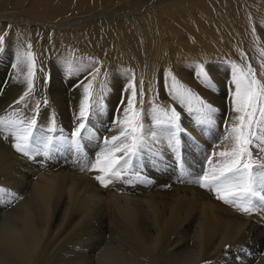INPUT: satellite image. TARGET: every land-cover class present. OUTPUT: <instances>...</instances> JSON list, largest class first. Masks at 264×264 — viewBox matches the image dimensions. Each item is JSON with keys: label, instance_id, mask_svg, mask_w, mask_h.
<instances>
[{"label": "bare ground", "instance_id": "6f19581e", "mask_svg": "<svg viewBox=\"0 0 264 264\" xmlns=\"http://www.w3.org/2000/svg\"><path fill=\"white\" fill-rule=\"evenodd\" d=\"M248 2L250 1L0 0V25L9 24L10 26L6 28L10 32L14 29L21 30L19 34H9L7 38L5 37L7 42L10 41L20 50L31 51L34 54L36 47L38 48V33L39 40L44 37L46 44L56 46L52 61L43 67L47 73L52 67H57L58 62L65 65L67 62L75 63L76 67L77 62L93 66L96 63L101 64L100 62L110 63L107 69L100 68V75H102L94 82L96 92L103 93V97L108 99L107 96L108 94L110 96L113 87L112 81L116 80V76L122 74L123 77L120 76L119 80L129 81L130 78L134 79L143 74L148 64H152L155 72H161L158 60L160 51H168L166 62L169 65H174V57L177 58L176 61L185 59L198 61L204 53L209 55V58H215L216 55L219 56L226 51L229 54L240 50L244 52L245 44L253 43L251 38L253 32L257 31L252 16H247L249 25L246 27L241 23L237 12L238 4L243 10L252 11L248 9L252 2L247 6ZM110 4L114 5L113 9L102 8ZM15 9L23 12L27 19L21 21L18 18L12 19L9 11L13 13ZM36 20L44 25L40 26L35 22ZM258 31L264 43V28L262 30L258 28ZM29 45H31L30 49ZM98 52L104 55L101 61L99 59L102 54ZM88 55L92 57L88 58ZM221 67V65H211V78L215 81V87L223 86L224 76ZM38 68H34V75L41 70ZM184 68L176 69L186 79V83L212 102L218 111H221L220 102L223 94H216L213 87L210 91L206 90L196 76L197 71ZM18 69L25 81L8 85L4 89L2 99L0 98V111L9 104H18L23 110L31 109L34 114L38 111V127L46 128L52 118L57 126L60 120L56 122L54 113L58 111L63 113L67 99L73 94L67 96L69 93L65 92L63 83L61 86L55 81H47L49 77L46 79L44 76L46 81H41L43 84L39 87H33V90L34 88L36 90H32L23 101L17 103L27 91V66L21 63ZM61 74L59 76H62V80H66V71ZM73 75L76 74L73 73L70 76ZM155 75L158 76L159 73ZM69 82L71 85V81ZM83 82L87 83V81ZM65 85L67 86V83ZM77 86L76 89L74 88L75 100H73L72 110H70L71 107L69 108L75 115L78 114L75 111H79V105L83 99V88ZM231 87L233 90L234 85ZM126 94L123 106H126L127 97L131 95L130 92ZM46 98L49 100L48 107L43 104ZM106 101L110 102V98ZM174 103L177 110L181 111V119L188 133L183 135V141L186 142L183 145L188 148L184 150V153L191 161L187 166L190 172H188L187 180H190V177L196 180L198 177L191 173H193L192 169L197 170L201 157H210V150L224 151L228 147L231 148V140L224 139L226 132L224 133L223 126L217 121L218 126H214L215 129L211 127L206 130L213 133L214 144H206L205 140L199 137V133L206 132L193 122L192 115L184 113L185 110L181 109L176 102ZM37 104H39L38 110ZM139 107L142 109L143 106ZM69 114L71 115V112ZM58 115L61 114L58 113ZM75 115L72 116L75 117ZM235 115L236 113L232 111L227 118L230 128ZM107 119L110 121L111 117ZM148 120L149 118H144V127ZM113 122L114 119L111 120V126ZM101 127L102 130L107 129L105 126ZM58 128L60 129L57 126L56 130ZM97 128L94 130L91 128L95 140L91 141L92 137L89 138L93 142L90 143L85 139L86 147L91 146L89 144L100 145L105 139L112 137L109 134L103 140L96 141V138L100 137V130ZM219 128L222 130L220 131ZM61 131H56L54 135H61L59 134ZM119 131L120 128L116 132L119 134ZM62 134L65 137L70 136L69 131H64ZM0 135L6 137L8 134L0 133ZM8 139L11 138L8 137ZM2 141L6 143V139ZM160 142L162 145L156 146L164 150L162 155L165 157L166 151L171 149L166 141ZM83 143L84 141L82 145ZM4 144L0 142V183H2L0 188L8 192L13 187H18L23 195L21 199L11 204V207L7 209L3 207L5 211L0 213V264H233L232 259L230 260L232 253L246 254L242 247L252 250L251 254L252 252L258 254L255 264H264V211L243 215L230 205L217 200L213 193L203 192L193 186L172 187L170 192L158 191L160 193H145L142 196H132L135 190H129L126 188L128 185L125 186L124 183L111 184L107 188L98 187L92 181L93 177L91 179L88 174L83 175V170L80 172L79 169L80 173L76 172V169L80 167L78 165H81L80 162V164L75 163L79 156L68 150L55 154L53 157L57 158L52 157L53 160H49L51 164L47 161L33 162L38 164L39 168L42 167V171L36 176L30 173L28 166L26 169L25 163L7 148L10 144L7 146ZM99 145L97 147L101 148L103 144L100 145L101 147ZM104 148L97 149L98 152L101 151L99 153L95 151L96 153L92 156L99 155ZM85 150L87 149H84L81 154L85 161H89L91 154L88 155ZM89 150L91 151L90 148ZM145 154L152 155V153ZM216 158L219 159V157ZM147 159L149 157L144 155L142 163L144 164ZM71 168L72 170L74 168L75 172L70 171ZM206 168L210 171L208 164ZM92 172L96 173L92 170L91 174ZM118 184L123 191L118 190L120 188ZM178 234H183L184 238L181 239ZM93 238H96V243H91Z\"/></svg>", "mask_w": 264, "mask_h": 264}, {"label": "snow or ice", "instance_id": "6c2138e0", "mask_svg": "<svg viewBox=\"0 0 264 264\" xmlns=\"http://www.w3.org/2000/svg\"><path fill=\"white\" fill-rule=\"evenodd\" d=\"M5 44V35L0 34V48ZM29 49L31 45L28 46ZM21 63L27 66V91L20 97L17 103L23 101L33 90V76L35 60L33 53L28 51L17 55L18 67ZM196 76L206 90H211L214 81L211 72L204 66H197ZM233 74L231 83L234 85L231 93L232 111L236 113L233 123L228 129L225 140H231L230 150L220 151L213 155L219 157L210 171H205L202 176L193 181L200 188L213 193L217 200L230 205L243 215H252L258 211H264V83L256 78V74L248 66L247 69L232 65ZM68 75L74 71L71 64L64 69ZM91 76L87 83L83 81V99L76 115V126L70 136L62 134L56 136L55 120L50 119L46 128L38 127L37 113L31 118H3L0 117V133H7L15 141L13 147L16 152L28 158L43 156L51 158L55 154L67 149L80 154L85 145L82 141L94 135L89 121L97 112L104 111L103 93L98 94L94 88V82L100 75L97 67L88 74ZM171 83H166L170 99L176 102L181 109L193 116L195 124L202 129H210L215 125L217 108L211 102L202 98L197 92L177 80L169 74ZM87 79V77H85ZM131 95L127 97L126 106L122 108L123 119L116 120L120 127L118 135L104 140L105 148L99 154L96 162L90 166V170L99 173L95 177L101 187L107 188L111 184L124 183L131 185L136 181L146 182L140 169L146 166L142 163L145 153H152V149L146 142L151 139L154 142L166 141L168 147L175 154L177 164L183 171L181 164V138L187 135V129L181 124V111L176 107L162 110L158 107L152 109L151 136L146 137L144 131V117L137 110L136 90L133 84H129ZM101 88H104L103 83ZM143 87L140 90V101L143 103ZM46 104L47 101H44ZM39 104H37V110ZM255 150V155H254ZM153 156L157 155L152 153ZM209 163L213 161L209 159ZM16 193L5 192L0 188V200L8 205L21 199Z\"/></svg>", "mask_w": 264, "mask_h": 264}, {"label": "rangeland", "instance_id": "374dc122", "mask_svg": "<svg viewBox=\"0 0 264 264\" xmlns=\"http://www.w3.org/2000/svg\"><path fill=\"white\" fill-rule=\"evenodd\" d=\"M249 1L250 2H248V4H246V5L248 6L249 3L252 2L251 5L248 7V9H252V11L249 10V12H248L247 9H244L243 10L242 7H241V5H239V4L237 6V12H238V14L240 16V20L242 21L241 23L244 26L247 27L249 25L248 24L249 22L247 20V16H252V21L254 22V25H255L254 27L257 29V31H254L253 32V37L251 38L253 40V43L245 44V48L243 50L245 53L240 50V51H235L234 53H230L229 54L226 51V53H223V54L221 53L219 56H217L215 54L216 55L215 58H209L208 57L209 55H207V54L204 53V55L201 56L202 59L200 58L198 61H197V59H193V60H191V59H189V60L188 59H185V60H178V61H176L177 58L174 57V60H175V61H173V64L174 65H172V64L169 65L166 62V58H167L168 51H160V53H159L160 56H159L158 60L160 62V67L159 68H161V72H155V68L153 69L152 64H148L147 70H143V74H141L138 77L137 76L134 77V79L133 78H130L129 81H125L127 79H125V80H119L120 79V76H121V78L123 77L122 74L120 76H116V80L112 81V84H111V86H113L112 87L113 89L111 88V94H110V96H109V94L107 96L108 99L110 98V102L109 101H106L108 99H106L105 97H103V99H104V105H105V107H104V110L105 111H103L102 113L97 112L94 116H92L90 118V121H89V127H91L93 130L98 127L97 129L100 130V137L99 138H96L97 139L96 141L103 140V138L106 135H109V134H110V136L118 135V133L116 131H118V129L120 127L115 122L118 119H123V116H121V113H122V108L124 107L123 106L124 105L123 103L125 101V98L124 97L127 96L126 93H129V92L131 93V90L128 87L129 84H133L135 86V90H136V93H137L136 98H135L136 99V102H137V110L142 112L144 118H146V119L149 118L148 122H146V127H144V131H145V134H146L145 136L150 138L151 131H152V127H151V125H152V109L154 107H158V108H160L162 110H168L171 107H176L175 106V103L170 99V95H169L168 89L166 87V83L169 84V85L171 83V79H170L169 74H171V76H175L178 81H180L181 83L187 85L193 91L197 92V90L195 88H193L191 85H189L188 83H186V79H184L183 76L180 73L177 72V69L178 68H181V67H183V68L186 67L189 70H195V71H197L198 70L197 69V66H204L206 70H208V71L211 72V77H212V68H211V65H214V64H216L217 66H219V65L222 66L221 69L223 71V76H224V78L222 79L223 80V86H221V87H219L218 85L216 87L213 86V90L216 92V94H223L222 101L220 102L221 103L220 106L222 107V109L220 107L221 111H217L219 113H216V115H215V121L216 122H215V125L214 126L217 127L218 126L217 123L218 122L221 123V126H223L222 128H224V133L226 132L225 134H227L228 129H230L229 120L227 118H229V116L232 114V104H231L232 97H231V93H232L233 90H232V87H231L232 85H230L231 80H232V76L231 75L233 73L232 65H236L238 68H241V69H247L248 66H251V68L253 69V71L256 74V78L258 80H260L262 83H264V43L261 41V38H260L261 36H260L259 31H258V28L261 29V30H262V28H264V0H249ZM102 8L111 10V9L114 8V5L113 4H110L108 6L105 5V6H102ZM18 11L19 10H16L13 13H12V11H9V13L11 12L9 15L11 16V14H12L11 18L12 19H17L18 18L19 21L26 20L27 18H25L23 12H20V11L18 12ZM16 13H17V16H16ZM25 15H27V14H25ZM26 17H28L30 20H33L32 17H30L28 15ZM35 22L36 23H39L40 26H43L44 25L39 20H36ZM8 25H5L3 23L0 25V34L5 35L6 38L9 36V34H19V33H21V30H18V29H14L13 31L10 32L9 29L6 28V26H8ZM3 26H4V28H3ZM37 35L40 36L39 33ZM38 36H37V39H38L37 40V42H38L37 43V46H38V48L36 47L33 56H34V60H35V67L38 68V66H39V68L41 70H39L40 72L39 71L37 72L38 74H35L33 76V81H35L34 82V87L35 88L36 87H39V85H42L43 84L42 82L43 81H46L45 78L46 77L47 78L49 77L48 79L46 78L47 81H55L58 84H60L61 86H63V84H64V87H65L64 90H65V92L67 94L69 93V95H67V96H71L72 94L73 95L75 94L74 93L75 92L74 90L78 87L77 85H80V82L81 81H87V80L91 79L88 74L90 72H92L95 69V67H97V65H98V68L99 69L100 68L101 69H103V68L104 69H107L111 65L110 63H105L106 64L105 65L104 63L100 62L101 64H97L96 63L97 65L95 64L96 66L95 65L93 66L92 64H88V63L87 64H84L82 62H77V67L75 66V63L74 64H71V65H72V67H73L74 70L79 69V72L77 73L76 71H74L73 73H75L76 75H73V76H70V75L68 76V74H67V76L65 75V77H67V79L66 80H62V78H61L62 76H59V75L61 73H63V71L65 72L64 69L69 64V62H67L66 65L64 63H61V62H58V63L56 62L58 64L57 67L54 66V67L51 68V71L50 72H48V73L45 72V70L43 69V67H45L46 64H49L50 61H52V56L53 55L55 56V53H54L55 50L54 49L56 48V46L53 45V44H51L52 46H50V44H48V43L46 44V38L43 37L42 40H39V37ZM6 38H5V44L3 45L2 48H0V98L1 99H2L1 95H3V91H4V89L8 85L11 86L14 83H19L20 81H25L23 79V77L19 74V69H18L19 66L16 67V68H14L13 67V64H16L17 63V55L18 54L27 53V51L21 49L22 50V53H21V50L17 46L12 45L10 43V41L7 42V39ZM169 39H173V38H169ZM48 51L50 52V55H48L49 54ZM46 52H48V53H46ZM91 54H93V53H91ZM98 54H102V57L99 59L101 61L104 58V55L101 52H98ZM91 57H92V55H88V58H91ZM217 57H219V62H222V63H219V62L214 61V60H216ZM211 59H213V60H211ZM86 60H88V59L86 58ZM210 62H215V63H210ZM208 63H210V64L208 65V69H207V64ZM175 65H176V68L177 69L175 68ZM171 66H174V67H171ZM149 69H150V71H149ZM226 72L227 73H230V74H227ZM155 73H159L160 76L159 75L156 76ZM101 75H99L97 77V79H99ZM44 76H45V78H44ZM85 77H88V78L85 79ZM39 81H40V83H39ZM69 81H71V85H70V82ZM66 83H67L68 88L65 85ZM72 83H73V85H72ZM214 83H215V81H214ZM74 85H75V87H74ZM141 87H143V91H144L143 103H142V106L143 107H142V109H140V107H139V106H141V104L139 103V101H140V90H141ZM35 88H34V90H36ZM223 88H225V89H223ZM69 89L70 90L72 89V90L70 91ZM197 93L199 95H201L202 98L206 99L202 94H200L199 92H197ZM73 95L70 97L71 99L70 98L67 99V101H66V109H65V111L63 113H60L59 111L56 112V114L54 113V115H55L54 117L56 119V122L58 120H60L59 122H57V126L60 127V129L58 128L56 131H59V130L61 131L62 130V133H64V131L65 132H68L69 131V133H71V131H73L74 128H75V126H76V123H75L76 119H75V117H76L77 114L75 115L74 112L70 111V110H72V106L74 104V101L73 100H75V97ZM47 100H48V98H46L44 101H47ZM69 100H71V101H69ZM44 101H43L44 106L45 107H48L49 106V104H48L49 103V100L47 101L46 104L44 103ZM69 104H71V105H69ZM211 104H212V102H211ZM10 106H13V107H10ZM15 106H16V108H14ZM19 106L20 105H18V104H9L6 108L4 107V110H1L0 111V117H3V118L23 119V118L28 117L29 115H30L29 117L31 118L32 117L31 114L34 115V113L31 112V109L29 110L27 108H24V110H26L27 112L29 111L28 113H30V114H28L26 111L23 110V108H21V106L20 107ZM67 106H69V107H67ZM10 108H14V109H10ZM69 108H70V110H69ZM223 110H224V112H222ZM25 112L27 113V115H26ZM70 112H71V115L69 114ZM75 112L78 113L77 111H75ZM13 113H14V115H13ZM20 113H22L21 114L22 117H21V115H18ZM23 113H24V115H23ZM58 113L61 114V115L59 116ZM72 113L75 115V117L72 116L73 115ZM184 113L188 114L186 110L184 111ZM1 114H3V115H1ZM65 116H66V118H65ZM109 116L111 117V120L112 121L114 119V122H113L114 124L112 123L113 124L112 126L110 125L111 120L109 121V119H107ZM221 117H222V119H221ZM224 117H226V119H224ZM181 118H182V116H181ZM191 118H192L193 122H195L194 119H193V116H191ZM100 120L105 121L106 123H104V122L102 123ZM222 120H224V121H222ZM101 124H105V125H101ZM181 124H182V126L184 128H186L183 125L182 119H181ZM57 126H56V128H57ZM101 126L107 127L108 130L107 129L106 130L105 129L102 130V127ZM214 126L212 127V129H215ZM63 129H64V131H63ZM202 130L206 132L205 129H202ZM219 130L221 131L222 129L219 128ZM103 131H106V132H103ZM113 133H117V134H113ZM59 134H61V132ZM206 135H207V138H206ZM0 136H1L0 137L1 138L0 139V142L4 144L5 141H2V140L6 139V143L4 145L7 146V145L10 144L9 145L10 148L8 146H7V148L10 151H12V153L16 154L22 160L23 163H25L24 167L26 169L29 168L30 173L36 174V176H37L39 174V172L42 171V167L39 168V165L38 164L33 163L35 161H38V162H40V161H42V162L47 161L49 164H51V161L53 160L52 159L53 156L51 158H47L46 159V158H44L41 155V156L37 157V158H39V160L36 157L31 158V159H33V160H31L30 158L24 157L22 154H20L18 152H17L18 153L17 154L16 151H14L15 149L13 147V144L15 143V141L12 140V139H8L7 140V138L9 137L8 135L6 136L7 138L5 136H3V135H0ZM213 136L214 135L211 132H206L205 134H202V132L199 133V137L201 139H204L206 144H209V143L214 144L213 143V139H212ZM93 139H94V137L92 136L91 141H93ZM206 139H207V141H206ZM86 140L87 141L88 140L90 141V139H86ZM86 140H84V143H83L84 145H86L85 144V142H87ZM183 140H184V138L182 136V138H181V145L182 146H181V154H180L181 164L183 165V171H182L181 170V167L178 166V164H177V160H176L175 154L171 150L166 151L165 157H163L162 152L164 150L161 149V148H159L158 146H156L157 144H161L162 145V143L160 141L159 142H154L151 139H147L146 142L148 143L149 147L152 149V153H156L157 155L153 156V155H147V154H145L146 156L149 157V159H147V161L144 162V165H146V166H143L142 167V169H141V175L146 178V182H142L140 184V181H136V182L132 183L133 185L131 184V185H128V186H126V184H125L126 188H128L129 190L130 189H131V191H132V189L135 190L134 191V195H132V196H137V195H141L142 196L145 193L148 194V193H152V192L153 193H156V192L157 193H160L158 191H161L162 193L163 192L165 193V192H168V191L170 192V190L172 189V187H181L183 185H184L183 187L193 186V187H195L198 190H202L203 192H207V190L198 187L199 186L198 184L193 183V181H195V178L194 177H190V180H187L188 179L187 176H189V173H190L188 171V169H187V166H188V162H191V161H190L189 158H187V156L184 153V150H186L187 146L186 145H183V144H186V142L183 141ZM91 141H90V143H93ZM97 144H94V145L93 144H89L92 147L89 146V147L84 148V149H87L85 151L88 153V155L91 154L90 155L91 157L89 156L91 158V159H89V161H87V160L85 161V159H83L84 158L83 155L80 153L82 156L80 154H78L77 156H79V157L77 159H79V160L76 159V162L75 163H79V162L81 163V165H78L77 164L81 168L76 165V167H78V169H76L77 170L76 172L80 173L83 170L84 171V172L82 171L84 173L83 175L88 174V176L91 179L94 178L92 181H94V183L99 187L100 184L95 179L96 175H99V173L96 172L97 173L96 174V173L92 172V174H95L94 175L95 177H94L91 174V171L92 170H90V168H88V167H90L93 164V162L94 163L96 162L97 157L99 156V155L94 156L95 154L92 156V154L98 152L99 149H103L104 146H105L104 143H102L103 145L100 144V145H102V147L98 144L101 147V148H98L97 147L98 146ZM89 148L91 149V151L93 149L94 150L91 152L89 150ZM225 150H230V148L228 147ZM63 151H67V149L66 150H63ZM220 151L221 150H210V152H211L210 153L211 154L210 157H206V156L201 157L202 160L200 159L199 160V164L197 163L198 164V166H197L198 168L196 167L197 170L195 168L192 169V172L193 173H191V174L193 176H195L196 178L197 177L199 178L200 175L202 176L204 174V172L207 171L206 164L209 165L210 170H211V168L214 166L215 161L218 160L216 158V156H214L213 154L214 153H218ZM255 154L256 153H255V150H254V155ZM260 155L262 157H264V152H261ZM80 156H81V158H80ZM213 157H215V158H213ZM53 158H57V157H53ZM80 159H83V160H80ZM94 159H95V161H94ZM209 159H211V160L213 159L212 161L214 163L210 165ZM49 160H51V161H49ZM91 160H92V162H91ZM26 162H27V164H26ZM82 162H83V164H82ZM85 162H86L85 165H86L87 170H86L85 165H84ZM87 162H89V164ZM201 162L202 163L205 162L206 164L204 165V163L202 164ZM29 163H30V166H29ZM75 163H74V165H75ZM87 164H88V167H87ZM27 166H28V168H27ZM82 166H83V168H82ZM74 168H73V170H72V168L69 169V170L75 172V169ZM199 168H200V170H199ZM36 169H38V170H36ZM79 169H80V172H79ZM185 177H186V179H185ZM192 178H194V179H192ZM0 184H1L0 186H2V183H0ZM185 184H187V185H185ZM178 185H180V186H178ZM109 186H111V185H109ZM118 186H120V185L118 184ZM117 188H119V187H117ZM14 189L16 191H18V192H16ZM118 190L123 191L121 186H120V188ZM12 191H15V192H12ZM10 192L17 193L18 194V197H22V195H23V192L20 191V189L18 187H15V188L13 187ZM18 200L19 199H17L16 201H18ZM0 203H1L0 204V213L5 211L4 208L7 209V208H9V207L12 206V205L6 204V201L4 202L3 200ZM2 203H3V205H2ZM4 203H5V205H4ZM178 235H179V237L181 239L184 238V235L183 234H178ZM95 240H96V238L95 239L93 238V240H92L93 242L91 241V243H96ZM243 248H244V251L246 252V254H241L242 255L241 256V255H238V254H235L234 255L232 253V255H231L232 258L229 256L230 257V260L232 259L231 260V263H233V264H236V263H239V264H242V263L243 264H251V262H252V264L253 263L255 264V260H256L258 254L254 253V252H252L253 254H251V251L252 250H249L247 247H242V249ZM234 250H236V248H234ZM233 259H235L236 261L233 260Z\"/></svg>", "mask_w": 264, "mask_h": 264}, {"label": "crops", "instance_id": "0c3cea01", "mask_svg": "<svg viewBox=\"0 0 264 264\" xmlns=\"http://www.w3.org/2000/svg\"><path fill=\"white\" fill-rule=\"evenodd\" d=\"M214 61L219 62V57H217L216 60H214ZM210 63H215V62H210ZM210 63L207 64V69H208V65H209ZM219 63H222V62H219Z\"/></svg>", "mask_w": 264, "mask_h": 264}]
</instances>
